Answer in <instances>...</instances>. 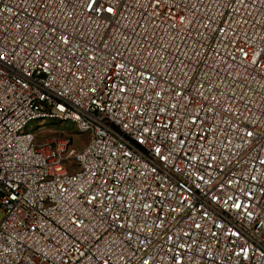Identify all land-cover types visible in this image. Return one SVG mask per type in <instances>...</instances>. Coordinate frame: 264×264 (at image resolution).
Returning <instances> with one entry per match:
<instances>
[{"label":"built area","instance_id":"obj_1","mask_svg":"<svg viewBox=\"0 0 264 264\" xmlns=\"http://www.w3.org/2000/svg\"><path fill=\"white\" fill-rule=\"evenodd\" d=\"M0 264H264V0H0Z\"/></svg>","mask_w":264,"mask_h":264},{"label":"rangeland","instance_id":"obj_2","mask_svg":"<svg viewBox=\"0 0 264 264\" xmlns=\"http://www.w3.org/2000/svg\"><path fill=\"white\" fill-rule=\"evenodd\" d=\"M51 125H52L51 127L55 126L54 124H51ZM60 135L62 136V133L57 128L48 129L45 131H41V133L38 136V141H44L45 139H50L52 137H56Z\"/></svg>","mask_w":264,"mask_h":264},{"label":"snow or ice","instance_id":"obj_3","mask_svg":"<svg viewBox=\"0 0 264 264\" xmlns=\"http://www.w3.org/2000/svg\"><path fill=\"white\" fill-rule=\"evenodd\" d=\"M93 2H94V0H93ZM107 11L108 12H112L113 9L112 8H108ZM247 135L251 137L253 135V133L252 132H248Z\"/></svg>","mask_w":264,"mask_h":264}]
</instances>
